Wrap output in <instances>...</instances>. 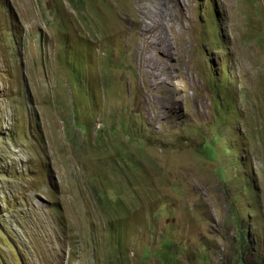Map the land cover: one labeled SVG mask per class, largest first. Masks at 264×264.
<instances>
[{"label":"rangeland","instance_id":"1","mask_svg":"<svg viewBox=\"0 0 264 264\" xmlns=\"http://www.w3.org/2000/svg\"><path fill=\"white\" fill-rule=\"evenodd\" d=\"M154 1L0 0V264H264V0Z\"/></svg>","mask_w":264,"mask_h":264},{"label":"bare ground","instance_id":"2","mask_svg":"<svg viewBox=\"0 0 264 264\" xmlns=\"http://www.w3.org/2000/svg\"><path fill=\"white\" fill-rule=\"evenodd\" d=\"M156 5H158L157 1L154 0H137V5L135 6L134 9H131V7L128 8L129 13H130V18H132V20L134 22H136L141 30V39L143 41H145L146 43H151L150 38L152 37L151 31L160 26L163 23V19L160 21V17H158L159 19H157V16L154 15H149L151 11L155 12L154 10H152L153 7H156ZM153 6V7H152ZM159 8V7H158ZM157 9V8H156ZM158 11V10H157ZM159 12V11H158ZM156 15V14H155ZM160 15V14H159ZM158 15V16H159ZM147 18H150V22H147ZM162 35V34H161ZM164 35V33H163ZM161 38V37H160ZM140 39V40H141ZM141 42V41H140ZM144 42V43H145ZM138 45V44H137ZM153 45V43H152ZM155 45V44H154ZM153 45V46H154ZM147 46V44H146ZM145 48V47H144ZM147 48V47H146ZM137 49V48H136ZM145 50V49H144ZM183 50V49H182ZM138 53L141 54L140 50H137ZM145 52H143L144 54ZM158 54V53H157ZM172 54V53H171ZM139 56V55H138ZM169 56V55H168ZM141 57V56H140ZM173 57V56H171ZM167 58V57H165ZM143 59V58H142ZM151 59V58H150ZM140 60V59H139ZM144 61V60H143ZM173 61V60H172ZM175 61V60H174ZM177 61V60H176ZM151 62V61H150ZM164 62V61H163ZM172 65V64H170Z\"/></svg>","mask_w":264,"mask_h":264},{"label":"trees","instance_id":"3","mask_svg":"<svg viewBox=\"0 0 264 264\" xmlns=\"http://www.w3.org/2000/svg\"><path fill=\"white\" fill-rule=\"evenodd\" d=\"M207 148H209L207 152L212 154V152H213L212 147L209 145V147H207Z\"/></svg>","mask_w":264,"mask_h":264}]
</instances>
